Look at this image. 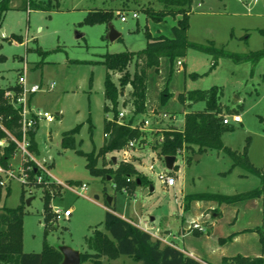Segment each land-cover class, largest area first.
Instances as JSON below:
<instances>
[{"label":"rangeland","instance_id":"obj_1","mask_svg":"<svg viewBox=\"0 0 264 264\" xmlns=\"http://www.w3.org/2000/svg\"><path fill=\"white\" fill-rule=\"evenodd\" d=\"M43 1L52 7L50 12L9 10L0 29V89L16 85L25 68L27 85L41 87L31 97L30 108L53 117V122L39 125L36 135L38 156L34 158L44 163V170L55 184L41 186L34 180L21 184L15 179L21 163L16 153L7 168L2 169L11 176L0 172V207L13 209L23 205L22 252L40 253L46 243L55 249L68 247L80 254L93 253L88 250L85 239L90 238L95 230L103 231L104 215L110 208L119 217L147 229L153 238L161 239L163 244L184 250V241L189 243L196 239L189 235L183 240L182 235L194 231L204 234L210 223V217L206 221H186L188 208H183L185 196L198 193L235 195L258 188L259 179L240 168L231 169L230 158L217 150L193 155L190 152L177 154L174 167L169 170L150 146L161 131L181 129L185 113L204 109L203 102L183 108L177 100L179 94L218 87L222 90L220 103L224 109L223 118H228L231 127L221 135L223 146L239 153L247 147L250 163L257 169L263 168L264 59L257 63L236 62L224 56L212 66L213 55L192 46L187 49L184 59H175L172 63L162 59L157 72L149 71L146 113L134 123L140 128L143 119L149 120L150 126L141 128L147 133V145L142 149L138 145L129 150L127 157H123L122 151L99 157L96 168L102 172L94 176L86 167L84 156L61 147L62 133L80 125L75 136L76 142L80 143L77 149L84 154L97 152L104 140V118L112 120V115L104 113L103 109L108 105L103 98L106 73L101 64L103 56L137 53L145 49L147 35L172 38L171 28L176 25L178 17H166L158 23L147 18L143 8L150 5L154 11L161 9L155 0ZM98 9L113 10L111 22L84 24L86 14ZM133 12L137 13V19L132 18ZM122 15L126 18L125 22L120 20ZM109 27L118 34L113 41L109 38ZM263 29L264 0H193L188 17L187 41L192 45L213 46L224 54L245 56L263 48ZM13 35L20 36L21 41L11 38ZM133 66L132 61L128 66L130 75L134 71ZM118 77L113 76L115 84ZM129 91L127 86L117 106V111H123L126 120L131 115L128 108H123L122 101ZM163 93H167L168 98H163ZM235 115L240 123L232 122ZM89 124L92 126L91 133L88 131ZM122 163L133 164L135 170L150 183L137 185L127 192L115 191L112 179L107 176L105 180L104 175L113 176ZM149 167L153 170L150 171ZM161 175L172 177L174 187H166L159 177ZM71 181L86 185L87 198L56 185H68ZM7 187L9 194L5 196ZM44 192L51 197V215L56 209L70 211L67 218L60 215L54 219L51 216L49 221L52 225L46 233ZM107 197L112 198L110 206L105 205ZM27 200L29 204H26ZM232 209L233 206L224 207L226 217ZM261 217V211L240 209L238 221L228 225L227 230L230 234L247 224L252 225ZM182 218L185 230L180 235L178 231ZM164 229L167 231H162ZM249 237L252 236L246 235L245 239ZM210 240L217 243V237ZM246 246L237 243L227 246L226 250L229 254H246ZM99 259L102 264H141L125 256L110 259L104 255Z\"/></svg>","mask_w":264,"mask_h":264},{"label":"trees","instance_id":"obj_2","mask_svg":"<svg viewBox=\"0 0 264 264\" xmlns=\"http://www.w3.org/2000/svg\"><path fill=\"white\" fill-rule=\"evenodd\" d=\"M50 1V0H48ZM161 6V9L154 11L148 5L142 9L147 18L158 23L166 17H178L176 25L171 28L172 38L165 36L151 37L147 35V44L145 49L137 53L123 52L118 54H106L103 56L101 64L105 68L103 98L108 103L104 106V113H110L112 120L104 118L103 130L104 140L102 146L97 152L84 154L77 149L75 136L80 129V125L73 129L63 132L61 135V147L63 149L74 150L77 154L86 159V167L89 172L97 176L100 172L96 168L97 160L106 153L121 151L129 141H134L140 145V149L145 147L147 133L136 127H131L135 120L146 113V90L149 71L157 72L162 59H167L171 63L175 59H184L187 49L192 46L197 50L213 55L214 66L220 57H229L236 62L250 61L257 63L264 59L263 48L256 52H251L245 56H236L224 54L217 51L213 46L204 47L192 45L187 41L188 17L191 13L193 0H155ZM51 6L43 0H0V29L3 18L9 10H24L27 12L41 11L50 12ZM114 16L111 9H98L89 11L83 23L87 25L109 24ZM264 38V29L261 31ZM11 38L21 41L20 36H11ZM134 62V71L132 75L128 72V66ZM119 75L117 84L113 82V76ZM92 85V78L89 82ZM129 86L130 91L122 101L123 108H128L130 117L124 120V124H117L118 117L117 106L119 99L124 95L125 88ZM6 91L17 93V85L7 89H0V116L3 118V124L7 130L18 135V116L13 106L4 99ZM163 98H168L167 93H163ZM222 90L218 87H212L203 91H190L181 93L177 96L179 104L185 108L195 102H203L204 109L185 113L183 116V125L181 129L168 128L161 131L162 141L157 139L150 148L162 159L166 156L176 157L177 154L190 152L202 154L207 150L222 151L227 154L231 161V169L240 168L245 173L255 176L259 179V187L256 189L241 192L235 195H221L210 193H198L185 196L186 202L183 206L186 210L192 201H207L221 204H235L259 198L264 190V166L261 169L255 168L247 157V147L242 152L232 151L223 146L221 135L230 130L229 125H224V109L220 103ZM227 114L230 111L227 110ZM141 125V124H140ZM88 131L92 132V126L89 124ZM37 129L29 133L30 151L34 156H38V148L35 140ZM158 134V133H156ZM4 137L0 131V139ZM15 155L13 144L0 149V168L6 169L10 159ZM39 171L32 168L28 175L29 180L35 183V177ZM112 179L115 191H126L133 189L137 185L150 183L146 177L135 170L133 164H119L114 171L113 176L104 175V179ZM44 177V181H47ZM33 183V184H34ZM36 184V183H35ZM53 185L54 183H43L44 185ZM69 185H79L78 182H69ZM2 186H0L1 195ZM127 192V191H126ZM9 194L8 187L5 196ZM51 197L44 192V232L51 228L49 221V204ZM107 205V202H105ZM22 224H23V205L8 209L0 207V264H61L62 254L58 249L48 246L44 243L40 253L22 252ZM259 234L264 246V235L259 228L252 230ZM231 237L221 240L223 243L230 240ZM86 245L89 251L93 253L80 254V264L89 262L91 264H102L101 256H108L110 259H116L121 256L129 257L135 262L141 264H203L184 255L177 247L163 244L159 239L153 238L148 232L137 227L115 214V210L110 208L106 211L103 220V231L95 230L90 238H86ZM220 264H264V257H243L236 255L233 257L222 258Z\"/></svg>","mask_w":264,"mask_h":264},{"label":"built area","instance_id":"obj_3","mask_svg":"<svg viewBox=\"0 0 264 264\" xmlns=\"http://www.w3.org/2000/svg\"><path fill=\"white\" fill-rule=\"evenodd\" d=\"M137 17H138L137 13L133 12L132 18L137 19ZM120 20L122 22H125L126 18L122 15L120 16ZM24 73H25V68L22 71V75H20L17 80L16 85L19 88V91L17 93H15L14 91H6L4 93V99L7 102H9L17 112L19 128L17 130L18 135L10 132L4 126L3 118L2 116H0V131L3 132L4 134V137L0 139V149H2L3 147H7L10 144H13V146L15 147V153L18 154L21 158L20 168L18 171L19 174L15 179L21 182V184L28 183L29 181L28 173L32 168H34L35 171H39V174L36 175L35 177V183L37 184L54 183L49 173L44 170V163L35 160L33 153L30 151L31 144L29 139L30 132H34L36 129H38L40 123L42 122H46V123L53 122V117L46 112H42L40 110H33L30 108V104H29L30 98L34 94L38 93L41 90V87L39 85H27ZM124 116L125 114L123 111H120L118 113V117L116 119L117 124H124L125 122ZM231 120L233 123L236 124L240 123V119L236 115L233 116ZM222 123L224 125H229L230 122L228 118H223ZM140 124H141L139 128L140 130H142L141 128L146 129L147 127L150 126V122L148 119H143L140 122ZM136 126L137 125L132 124L131 127L134 128ZM157 141L158 142L162 141L161 133L158 135ZM136 146L137 145L134 141H129L125 146V148L121 150L123 152V157L129 156V150H133ZM149 170L152 171L153 168L149 167ZM0 172H3L8 176H11L9 172H4L2 168H0ZM44 177H47L48 180L44 181ZM159 177L162 179V182L166 187H174L175 183L172 177L164 176V175H161ZM56 185L64 187L66 190L71 191L77 196L87 198L86 197L87 187L84 184L65 185L62 183H56ZM114 187L115 186H113V188ZM52 213L55 216V218H58L60 215L67 218L70 215L69 210H65L61 212V210L56 209L52 211ZM143 230L149 233L147 229H143ZM159 240L161 241V239Z\"/></svg>","mask_w":264,"mask_h":264},{"label":"crops","instance_id":"obj_4","mask_svg":"<svg viewBox=\"0 0 264 264\" xmlns=\"http://www.w3.org/2000/svg\"><path fill=\"white\" fill-rule=\"evenodd\" d=\"M38 130L39 127L37 129V132ZM225 206H233L232 211H230L231 213H228L229 215L227 217L224 213ZM240 209H244L247 211H261L262 217L260 220H257L252 225L247 224L246 226H243L244 228L236 230L229 234L227 226L231 224L233 225L238 221V214L240 212ZM186 211H188V213L186 214V221H206V218L210 217V223L208 224V231L206 233L201 234L194 231L185 232L184 235H182L183 240L187 239L189 235L194 236L196 239L195 241H191L189 243L187 240L184 241L183 245L186 248L181 251L187 257L203 264H220L222 258L233 257L236 255H241L243 257H264V246L262 244V240L260 239L258 233L252 232V230L256 228H259L261 229V231H264V190L262 195L257 199H252L245 202H238L230 205H218L215 202L207 201H193L190 203V205L188 206V210ZM232 217L233 220L231 219ZM182 221L183 223L182 225H180L178 231L180 235L182 234V231L185 230L183 226L184 218H182ZM162 231L167 230L164 229ZM246 235L252 237H249V239L247 240L245 239ZM211 237H217L216 244L215 242L210 240ZM228 237H231V239L223 243L220 242L221 240L227 239ZM237 243L247 245L244 249L246 254H241V252H238L236 254H229L227 252V246H231Z\"/></svg>","mask_w":264,"mask_h":264},{"label":"water","instance_id":"obj_5","mask_svg":"<svg viewBox=\"0 0 264 264\" xmlns=\"http://www.w3.org/2000/svg\"><path fill=\"white\" fill-rule=\"evenodd\" d=\"M117 37H118V34L112 29V27H109L110 40L113 41ZM163 161L165 163L166 168L171 170L175 162V157L166 156L164 157ZM112 162L115 163L114 158L112 159ZM46 163H49V161L46 160ZM150 191H152V187H150ZM94 198L98 199L97 197H94ZM106 202H107V205L110 206L112 203V198L107 197ZM26 204H29V200L26 201ZM58 250L62 254V257H63L61 264H80V253L79 252L74 251L68 247H61Z\"/></svg>","mask_w":264,"mask_h":264}]
</instances>
